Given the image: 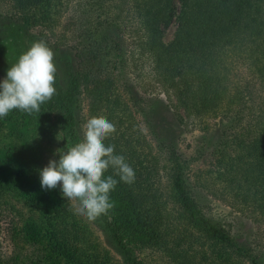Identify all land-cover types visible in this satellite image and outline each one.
<instances>
[{"label":"trees","instance_id":"obj_1","mask_svg":"<svg viewBox=\"0 0 264 264\" xmlns=\"http://www.w3.org/2000/svg\"><path fill=\"white\" fill-rule=\"evenodd\" d=\"M0 2L34 31L33 42L53 51L66 87L56 85L39 112L12 110L0 119V217L6 213L15 248L0 264H116L62 197L37 183L42 162L35 147L42 137L66 139L70 127L66 149L81 141L76 105L83 96L91 98L92 118L114 125L104 142L135 172L133 183L118 182L110 193L114 206L93 220L121 264H146L143 250L161 252L171 264H264L248 240L206 213L186 184L188 161L176 144L179 110L187 118L221 113L217 180L241 216L264 221V0ZM64 6L71 22L57 33ZM173 19L176 31L165 44L162 27ZM133 48L139 61L148 58L175 108L150 105L135 92L127 79L130 55L137 62ZM237 59L257 80L254 87L232 85ZM105 175L119 181L111 168Z\"/></svg>","mask_w":264,"mask_h":264},{"label":"rangeland","instance_id":"obj_2","mask_svg":"<svg viewBox=\"0 0 264 264\" xmlns=\"http://www.w3.org/2000/svg\"><path fill=\"white\" fill-rule=\"evenodd\" d=\"M179 8L180 3L176 1L175 9L177 12ZM68 10L69 7L67 6L62 8L61 14L63 17L60 19L59 27L56 31L57 33L67 30L66 26L71 22V13ZM13 15L15 16L12 6L7 2H0V79L6 76V71L11 64L33 43L32 35L34 31L31 28L29 29V26L23 22L16 21V17L13 18ZM176 26L177 21L173 19L168 26L162 27V40L165 44H168L173 39ZM131 50L135 53L133 54V59L137 62L131 64L130 55V67L127 70V79L134 87L135 92L148 100L150 105L151 103H156L155 101H160L170 108H175V97H173L172 94H167L162 85L156 81L155 73L151 70L148 58L144 57L139 61L136 48ZM237 60L234 65H232V69L229 72L232 85L242 87L249 86L250 88L254 87L257 80H255L252 73L244 66V63L239 59ZM54 64L56 66L55 88L59 86L66 90L62 70L55 62ZM258 93H260V90H257V94ZM121 94L127 96L125 93ZM67 97L69 100L70 96ZM76 106L80 108L77 114L80 116L79 119L83 120L84 130L85 124L92 118L90 112L92 108L91 98L83 96L81 102H78ZM179 114L183 120V124L179 126V136L176 144L182 156L188 161L185 176L186 184L198 194L201 202L205 204L206 213L221 224H224L226 228H230L234 235L241 236L245 240H248L259 252L261 261L264 262V221H250V219L241 216L239 210L231 206V199L227 198V196L225 197L222 186L216 177V172H218L215 165L218 149L217 129L220 126L221 113H213L202 116L201 118L196 116L187 118L183 110H179ZM104 117L105 116H101V118ZM142 129L144 130V127ZM69 131L70 127H67L66 133H64L66 139L42 137L41 140L38 141L35 152H40V154L36 156L41 158L42 168L48 164L50 159H58L59 156L56 154L57 150L66 149V144L68 146L71 140H73L72 135H69ZM151 143L155 146L152 141ZM151 153L160 155V157L163 158V154L157 151V149H154ZM37 183L40 184V177H38ZM46 191H52L62 197L59 185L56 189ZM62 199L67 203V208L72 211L78 221L81 224L88 225L94 231L103 246L111 252L116 264H121L122 259L119 252L112 245L111 239L93 220H88L77 214L76 210L79 207V202L76 200H67L64 197H62ZM1 214L0 256L3 260H7L8 257L12 255L13 249L15 248L9 233L10 225L8 223V217L6 213ZM142 255L146 264H171L168 257L161 252L143 250Z\"/></svg>","mask_w":264,"mask_h":264},{"label":"clouds","instance_id":"obj_3","mask_svg":"<svg viewBox=\"0 0 264 264\" xmlns=\"http://www.w3.org/2000/svg\"><path fill=\"white\" fill-rule=\"evenodd\" d=\"M55 73L53 51L43 41L33 42L0 79V119L12 110L39 112L40 106L56 93ZM114 131L107 119H89L81 141L58 149L59 158L50 159L39 170L41 188L52 190L59 185L62 197L78 201L77 214L88 220H95L114 206L110 193L118 182L131 184L135 180L125 157L115 154L114 146L104 142ZM109 168L119 181L105 175Z\"/></svg>","mask_w":264,"mask_h":264}]
</instances>
